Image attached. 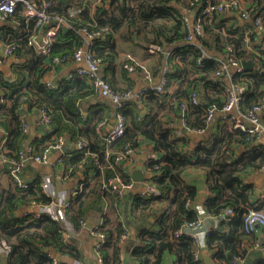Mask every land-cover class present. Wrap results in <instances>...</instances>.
Masks as SVG:
<instances>
[{
  "label": "trees",
  "instance_id": "trees-1",
  "mask_svg": "<svg viewBox=\"0 0 264 264\" xmlns=\"http://www.w3.org/2000/svg\"><path fill=\"white\" fill-rule=\"evenodd\" d=\"M68 1L71 2L62 0L54 5L52 0L47 10L50 18L62 17L65 23L52 37L46 53L39 51L36 43L31 41L32 36L43 33L42 27L37 26L36 20L25 16L22 6L17 7L13 17L21 23V28L10 30L12 34L6 41L7 46L13 47V53L25 60L18 63L15 69L17 83H4L8 90L3 95L6 96V101L0 102V125L11 116H16L18 120L20 106L28 101L32 107L47 110L51 124L55 125L53 135L67 136L73 145L79 142L86 144L85 148L78 147L72 157L65 156L61 163L72 171L81 166L85 174L82 180L85 183L84 190L72 199L67 210L68 220L76 230L81 228L80 220H86L91 212L108 219L105 214L107 202L118 211L123 205L124 196L120 197L104 188L105 181L116 174H120L125 181L132 179L115 163L119 152L127 145L138 149L142 141L160 152L162 157L152 159L150 164L161 165L159 174L154 178L158 192L138 195L129 209L135 220H142L144 223L138 231V239L131 246L134 264H162L164 254L168 251L176 255L174 264H205L202 257L194 260L197 245L193 239L176 240L172 235L184 222L195 221L200 217L191 208L193 206L188 205V201L192 204L197 198L198 189L190 185L185 176L189 169L203 170L209 190L203 202L208 214L204 218L207 225L206 248L211 253L214 264H232L236 256L244 259L253 245L260 244L259 240L254 241L255 232L246 230L245 217L251 207L264 212V199L255 205L248 186L240 177L232 170L224 172L212 168L211 159L201 153L199 146L185 150L183 147L189 137L182 133L173 135L162 118L171 112L181 118L180 104L186 101L189 104L188 127H209V107L213 103L223 104L226 100L224 87L229 82L225 75H215L221 65L217 59L204 57L201 65L197 63V59L205 51L212 53L214 57H224L228 45L234 48L239 59L252 60L255 66L242 77L237 71L231 72L233 79L239 81L246 90L241 106L245 109L264 102V47L261 34H257L252 26L247 29V25L226 27L224 31V20L215 14L212 21L204 24V36L197 37L193 44L185 43L189 30L185 28L181 18L182 8L201 11L205 5L202 0H100L94 13L83 5L76 14L70 12L72 5ZM248 2L253 4L254 11L264 8V0ZM98 31L103 33L95 38L92 51L94 57L101 59L104 72L113 70L119 60L117 38L124 42L136 41L146 49L152 44L166 46L170 51L167 56L163 52H147L149 58L158 56L161 61L165 55L166 68L160 72L167 80L166 89L164 92H157L150 88L144 98L130 100L120 111L113 107V112L120 113L124 118L125 129L110 145L104 138L107 132L102 130L100 134L98 131L102 121L110 120V113L86 114L80 105L81 100L98 91L89 78L65 79L54 87L47 86L43 80L57 65L54 61L56 57L63 62L72 60L76 51L85 45L86 33ZM125 61H128L126 56L122 66ZM146 64L154 75L152 67ZM109 83L113 85L112 82ZM173 84H178V89L171 93L169 90ZM195 91L199 94V102L190 103V95ZM167 105L168 113L160 114V109ZM144 109H147L145 113ZM14 117L12 118L15 119ZM16 123L19 124V121ZM24 139V129L17 125L12 128L3 148L10 156L18 157V152L24 149ZM46 139L51 140V136ZM237 143L255 147L248 133L239 129L227 131L225 147L230 148ZM259 149L261 154L256 159L259 162L258 168H261L264 163V147ZM107 150L111 151L109 157L105 155ZM25 183L26 187L23 189L18 187L15 192L0 193V246L3 242L7 245L6 263L54 264L55 256L52 252L45 251V247L81 260V250L75 243H70L72 240L63 233L66 229L63 222L48 215L35 219L29 212L15 214L21 207L30 206L34 201H51V197L43 191L39 177ZM227 206H233L237 214L230 221L220 220L219 228L227 229L220 232L212 228V218L220 216ZM99 224L100 230L107 236V242L99 250L103 258L101 264H121L122 235L128 229L122 222L112 228H105L106 221ZM261 229L264 231V227ZM57 264L66 263L60 260ZM257 264H264V257H259Z\"/></svg>",
  "mask_w": 264,
  "mask_h": 264
},
{
  "label": "crops",
  "instance_id": "crops-1",
  "mask_svg": "<svg viewBox=\"0 0 264 264\" xmlns=\"http://www.w3.org/2000/svg\"><path fill=\"white\" fill-rule=\"evenodd\" d=\"M62 0H53V4H58ZM67 1V0H66ZM70 5H72L69 10L72 14H76L78 12L79 7L86 5L90 8L91 12L94 13L95 6L100 4V0H70ZM16 19V20H15ZM224 22L230 23L229 27H236L238 25H247L250 24L247 21H243L242 18L233 14L231 16L225 17ZM21 23L17 18L12 17L6 21H0V77L2 78V83H0V98L7 93V87L4 83L11 82L13 84L17 83V73L15 69L17 68L18 63H22L25 58H20L15 54H11L7 57H3L4 50L6 49L7 39H9L10 34H12L10 30H17L21 28ZM249 26H252V29L257 34H261L260 31L254 28L252 24L247 25V29ZM137 36L135 35L134 38ZM40 38V36H38ZM37 41L36 47L38 49V44L42 43V38ZM117 49L120 51L119 60L114 65V69L108 72H104L101 68V74L105 79L112 84L116 88H126L132 87L135 91H140L146 87L154 86L160 83L162 79L161 72L164 68H166V57L163 56V60L161 61L160 57L152 56L149 58L148 54L144 52L146 49L142 44L138 42H124L120 39H116ZM127 53H132L140 61H144V63H148L152 68L154 75V82L149 83L146 81L141 75L136 73H130L122 66V61H124V57ZM145 63V64H146ZM147 65V64H146ZM78 68H87V63L85 60L81 61H68L64 63H59L55 66V68L49 71L43 78L44 82H51L55 85L57 83L68 79L71 73H74ZM57 80V81H55ZM112 85V86H113ZM113 86V87H114ZM178 84H173L170 87L169 92L174 93L178 88ZM202 87L200 91H202ZM135 100V99H134ZM169 103V102H168ZM80 105L83 111L87 113L98 112L100 115L110 113L112 119L113 115V103L110 99L104 98L99 91L94 92L89 95L85 99L81 100ZM38 107L30 106L29 102H24L18 111V120H16V116H11L10 119L3 120L5 121L0 125V147L3 146L7 137H9L12 128L18 126L23 127L25 132V139L23 141V147L34 146L35 152L41 153L43 149L54 141L56 135L52 134V131L55 129V125H40L39 117L40 113L38 112ZM145 110V111H144ZM145 113L147 109H144ZM168 113V105L160 109V114ZM14 117L15 119H13ZM264 118V113L262 115ZM166 126L170 127L173 135L186 134L189 138L187 144L183 147L185 150H189L196 146H199L201 153L203 155L208 156L211 159L212 168L227 172L234 171L242 180V182L248 186L249 192L251 194V198L253 202H257L260 194L264 190V170L258 168V159H256L260 153V147L262 148L261 143H255V147H246L245 145H241L239 143L231 145L230 148L225 147L226 143V133L227 131L232 129V125L229 122L222 120V114L219 112L215 116L214 121L209 125L207 130L204 133H196V132H184L183 125L178 114L171 112L169 115H166L162 118ZM16 120L19 121V124L16 123ZM264 120V119H263ZM52 125V127H50ZM109 126H105L103 128L104 132L108 131ZM51 136V140L46 139ZM65 146L69 147V150L66 152L63 151V148L60 150H53L50 154V159L47 164H38L36 162H28L25 167H23L20 171V176L27 183L31 182L33 179L39 177L42 180L43 191L51 197L53 200L65 201L69 198L70 189L76 186L80 181L85 178V174L83 172V167L78 166L73 171L71 169H66L65 166L59 163V159L62 155L66 157H72L75 151L78 149V143L73 145L72 142L68 140ZM259 144V145H258ZM149 156H153L155 158H161L160 152L154 150V147L147 143L146 141L141 143L138 147L135 155L134 161L132 163H122L119 164V167L127 172L131 178L134 180V174L137 172V176L142 178L143 181L137 182L135 188L125 193V197L123 199V205L119 208V211L116 210L113 206H109V202H107L105 207V214L108 219H104L99 214H91L87 215L86 222L87 228L76 230L75 234L70 236L68 239L72 240L70 243H75L78 248L81 250L82 257L81 260L73 258L69 255H62L58 251H52L53 255L65 262L66 264H73L75 261L78 264H88V262L84 261V256L89 258V261L97 264V252L95 250L96 243L98 238L91 234L90 229H93L99 223H103L106 221L105 228H112L118 222H122L123 225L129 230L130 235L128 239L122 241L123 253H122V263L121 264H134V259L131 255V246L138 239V231L144 225L143 222L135 220L130 212V206L132 205L134 198L138 195H145L148 193L147 189V181L149 180L148 171L146 161ZM185 180L190 184L194 185L198 189V196L195 201L192 202L191 207L195 210L201 218L207 217V212L204 207V197L209 193L207 184H206V174L201 169H189L186 172ZM17 185L13 181V178L10 173V169H2L0 170V193L3 191L15 192L17 191ZM58 212V208H55ZM30 207H21L15 214L21 215L24 211H29ZM129 217L127 219L126 217ZM150 220H153L152 218ZM146 221V220H145ZM130 222V223H129ZM207 222V221H206ZM213 222V220H212ZM146 224V223H145ZM148 224V222H147ZM207 225L204 224V228ZM203 228V230H204ZM254 238L259 240L260 245L258 247H253L247 252L241 264H257L259 257H264V231L259 229L254 233ZM252 241V242H254ZM48 247H45V249ZM44 249V250H45ZM50 249V248H48ZM129 250L128 256L126 253ZM211 256V253L206 248V244L201 249V257L205 262V255ZM7 257V245L5 242L0 246V264L6 263ZM212 258V257H211ZM176 261V255L173 252H165L163 257L162 264H174ZM213 261V259H212ZM214 264V262H213Z\"/></svg>",
  "mask_w": 264,
  "mask_h": 264
},
{
  "label": "built area",
  "instance_id": "built-area-1",
  "mask_svg": "<svg viewBox=\"0 0 264 264\" xmlns=\"http://www.w3.org/2000/svg\"><path fill=\"white\" fill-rule=\"evenodd\" d=\"M205 1L204 7L201 11H196L188 7L182 8L183 14L181 18L184 22L185 28L188 29V34L184 41L188 44H193L197 41V37L204 36L206 22L213 20V17L218 15L221 19L231 16L233 14L239 15L243 21H247L252 24L255 29L261 33V43L264 47V8L254 11L253 4L248 2V0H215L216 2H211L210 0ZM52 0H0V21H6L13 17L18 6H22V11L28 19H34L37 22V26L42 27L43 33L40 35L42 37V43L38 44V50L46 53L48 47L51 44L52 37L55 35L56 31L65 23L62 17H56L55 19L50 18L47 10L51 6ZM50 23V24H49ZM228 22L223 23V30L229 27ZM247 24V25H250ZM46 28V29H44ZM249 29V27H248ZM101 32L86 33L87 41L85 45L79 48L73 59L70 61H81L85 60L87 63V68H78L74 73L69 75L68 79H73L76 77H87L89 78L100 94L104 98H108L113 103V107L116 111H120L130 100H140L145 97L146 91L148 89H154L157 92H164L166 89L167 80L162 77L160 83L157 85H152L146 87L140 91H135L133 88H114L101 74V59L93 56L92 46L96 37H98ZM38 36L34 35L31 38L33 43H38ZM149 53H159L163 52L165 55H169L170 51L166 46H159L157 44H152L147 48ZM13 53V47L6 46L4 50L3 57H7ZM211 57L217 59L220 62V69L215 75H225L228 79L229 84L224 87V93L226 95V100L222 105L218 103H213L209 107L207 113V119L214 121L217 113L222 114V120L231 123L232 129H239L248 133L251 136V140L254 143H261L264 147V118L262 115L264 113V102L256 103L253 106L243 109L241 106L242 101L245 97V87L239 82L233 79L232 71H237L239 75H242L247 71L242 65L241 59L237 57L234 48L228 45L226 48L224 57H214L212 53L207 51L201 54V57L197 59V63L201 65V61L204 57ZM126 58L128 61L123 63V68L130 73H136L141 75L149 83L154 82V75L150 71L149 67L143 62L139 61L135 55L132 53H127ZM55 63H64L58 57L54 59ZM68 62V61H67ZM1 63V60H0ZM47 86L54 87L51 82H46ZM190 103L199 102V94L195 91L192 92ZM6 101V96L0 98V102L4 103ZM42 117L39 120L40 125H49L50 117L45 108H39ZM181 110V122L183 127L187 128L190 132L204 133L206 128H190L187 123V115L189 111V104L185 101L180 104ZM116 121L115 124L108 129L107 135L104 137L108 145L113 143L119 136H121L125 129V120L122 115L118 112H114ZM111 119L104 120L100 123L98 128L101 134L103 128L110 124ZM67 138L65 136H55L54 141L47 145L43 151L39 154L34 152L32 146L26 147L18 152V157H12L9 155L8 151L0 147V170L9 168L13 181L17 187L23 189L26 187V183L20 176V171L26 166L28 162H36L38 164H47L50 159V154L53 150L62 149L67 143ZM86 144L79 142V148H85ZM137 149L131 145H127L121 152H119L115 157L116 164L122 163H132L134 161V155ZM111 154L110 150L106 151V157ZM65 155H62L59 159V163H63ZM152 159H157L153 156H149L146 161L147 171L151 175L147 183L148 193H157L158 190L154 185V178L159 174L158 169L161 166L159 163L155 165H150ZM113 166V164H110ZM261 170H264V163ZM137 182L133 179L130 181H125L120 174H116L104 183V188L111 193L117 194L123 197L126 192L133 190ZM85 183L80 181L76 186L72 187L69 192V198L65 201L53 200L49 203H41L34 201L31 203L30 210L24 211L29 212L32 218L38 219L42 215H48L56 221L63 222L66 226L65 231H63L66 238H69L75 234L76 229L73 224L68 220L67 210L71 205L72 199L76 197L79 193L84 190ZM125 197V196H124ZM264 199V190L260 194L258 201L255 205L260 203ZM188 205H191L188 201ZM55 208H58V212ZM24 213V214H25ZM237 212L233 206H227L223 209L220 216H214L212 218L213 224L212 228L219 230L220 232L226 231L227 229L219 228L220 220L230 221L236 216ZM81 229L87 228V222L85 219L80 220ZM204 218L199 217L195 221H186L181 226L173 231V237L176 240L182 238H191L197 245V249L194 252V260L197 261L201 257V249L205 246V237L207 234V229L204 228ZM245 227L247 231L257 232L259 229L264 227V212L258 211L254 207L248 209L245 217ZM204 228V230H203ZM91 234L98 238L95 246L97 252V263L101 264L103 262L102 256L99 254L101 247L107 242L106 234L100 230V224L90 229ZM130 235L129 230H126L122 235V240L128 239ZM260 245V244H259ZM253 247H258V244L253 245ZM60 259L54 257V264H57ZM243 257L236 256L232 264H241ZM69 264V263H67ZM73 264H78L76 261Z\"/></svg>",
  "mask_w": 264,
  "mask_h": 264
},
{
  "label": "water",
  "instance_id": "water-1",
  "mask_svg": "<svg viewBox=\"0 0 264 264\" xmlns=\"http://www.w3.org/2000/svg\"><path fill=\"white\" fill-rule=\"evenodd\" d=\"M44 29H46V28H44ZM42 37L40 36V38H38V40H40ZM242 65H243V67L245 68V70H253L254 68H255V66H254V64H253V61L252 60H243L242 61ZM55 81H57V80H55ZM145 111V110H144ZM38 112L40 113V117H39V119L42 117V114H41V111H40V109H38ZM115 121H116V117H115V115H113V117H112V119H111V121H110V124L108 125L109 126V128L108 129H110L114 124H115ZM50 127H52V125H50ZM183 131L184 132H190L187 128H183ZM67 150H69V147H67V146H64L63 147V151H67ZM137 172H135V174H134V180L136 181V182H141V181H143V179L142 178H139L137 175ZM148 178H150L151 177V175L148 173V176H147ZM127 219H129V217L127 216L126 217ZM130 223V222H129ZM45 251H47V252H52L50 249H48V248H46L45 249ZM127 253H126V255L128 256V253H129V250L127 249ZM83 254V253H82ZM84 261L85 262H88V264H95L94 262H90L89 261V258L88 257H85L84 256ZM205 264H213V261H212V258H211V256H209L208 254L207 255H205Z\"/></svg>",
  "mask_w": 264,
  "mask_h": 264
},
{
  "label": "rangeland",
  "instance_id": "rangeland-1",
  "mask_svg": "<svg viewBox=\"0 0 264 264\" xmlns=\"http://www.w3.org/2000/svg\"><path fill=\"white\" fill-rule=\"evenodd\" d=\"M144 52L147 53V52H148L147 49H144ZM136 57H137V56H136ZM138 60L140 61L141 59L138 58ZM142 62H143V61H142Z\"/></svg>",
  "mask_w": 264,
  "mask_h": 264
},
{
  "label": "clouds",
  "instance_id": "clouds-1",
  "mask_svg": "<svg viewBox=\"0 0 264 264\" xmlns=\"http://www.w3.org/2000/svg\"><path fill=\"white\" fill-rule=\"evenodd\" d=\"M206 240V239H205Z\"/></svg>",
  "mask_w": 264,
  "mask_h": 264
}]
</instances>
